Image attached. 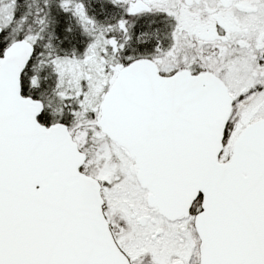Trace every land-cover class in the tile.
I'll use <instances>...</instances> for the list:
<instances>
[{
  "label": "snow or ice",
  "instance_id": "6c2138e0",
  "mask_svg": "<svg viewBox=\"0 0 264 264\" xmlns=\"http://www.w3.org/2000/svg\"><path fill=\"white\" fill-rule=\"evenodd\" d=\"M0 264H264V0H0Z\"/></svg>",
  "mask_w": 264,
  "mask_h": 264
}]
</instances>
